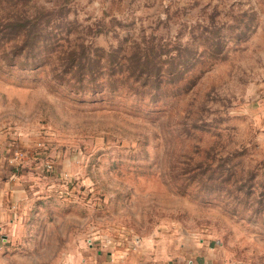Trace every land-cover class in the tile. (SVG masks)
Listing matches in <instances>:
<instances>
[{"label":"rangeland","instance_id":"obj_1","mask_svg":"<svg viewBox=\"0 0 264 264\" xmlns=\"http://www.w3.org/2000/svg\"><path fill=\"white\" fill-rule=\"evenodd\" d=\"M0 145L25 264H264V0H0Z\"/></svg>","mask_w":264,"mask_h":264},{"label":"crops","instance_id":"obj_2","mask_svg":"<svg viewBox=\"0 0 264 264\" xmlns=\"http://www.w3.org/2000/svg\"><path fill=\"white\" fill-rule=\"evenodd\" d=\"M6 163L0 159V264H25L24 251L36 223L34 220L40 214L34 192L32 196L25 188V179L13 174L11 165ZM100 255L99 251L97 257L88 252L83 264H151L153 260L142 251L129 257L110 254L107 260H102ZM76 261V255L70 252L62 264H76Z\"/></svg>","mask_w":264,"mask_h":264},{"label":"built area","instance_id":"obj_3","mask_svg":"<svg viewBox=\"0 0 264 264\" xmlns=\"http://www.w3.org/2000/svg\"><path fill=\"white\" fill-rule=\"evenodd\" d=\"M5 151H6V147L3 145H0V159L3 158L7 163L13 164L16 161L21 159V155H18L17 153H15L14 155L12 154L10 155L9 146H8L7 152Z\"/></svg>","mask_w":264,"mask_h":264}]
</instances>
